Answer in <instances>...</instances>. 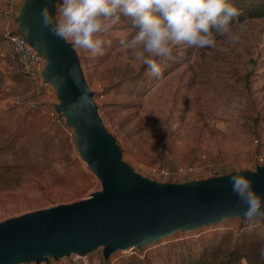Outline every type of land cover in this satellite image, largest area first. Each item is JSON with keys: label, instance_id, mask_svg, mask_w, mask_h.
Listing matches in <instances>:
<instances>
[{"label": "rangeland", "instance_id": "374dc122", "mask_svg": "<svg viewBox=\"0 0 264 264\" xmlns=\"http://www.w3.org/2000/svg\"><path fill=\"white\" fill-rule=\"evenodd\" d=\"M5 10L6 0H0V222L101 190L76 150L73 130L69 135L47 121L45 109L60 100L12 53L4 31L17 29L18 23L7 21ZM241 22L245 27L236 43L217 37L214 48L180 44L170 58L157 57L159 75L120 49L121 35L134 31L127 17L107 36L104 55L76 50L103 124L136 173L182 184L237 169L254 171L258 158L264 165V18ZM233 247L241 254L239 264H264V217L254 224L228 218L176 232L140 250H116L107 259L102 247L86 256L100 264H177L178 255L205 252L217 263ZM46 264H81V258L50 257Z\"/></svg>", "mask_w": 264, "mask_h": 264}, {"label": "water", "instance_id": "95a60500", "mask_svg": "<svg viewBox=\"0 0 264 264\" xmlns=\"http://www.w3.org/2000/svg\"><path fill=\"white\" fill-rule=\"evenodd\" d=\"M58 0H22L16 32L45 57L39 72L59 103L53 104L73 130L80 157L101 190L69 204L35 210L0 222V264L48 263L102 247L105 259L116 250L144 245L228 218H245L232 191L230 173L205 181L159 183L136 173L107 131L76 50L43 24L42 9L55 16ZM75 68L74 72L70 70ZM87 89L88 99H81ZM264 200V165L243 173Z\"/></svg>", "mask_w": 264, "mask_h": 264}, {"label": "clouds", "instance_id": "9594fccd", "mask_svg": "<svg viewBox=\"0 0 264 264\" xmlns=\"http://www.w3.org/2000/svg\"><path fill=\"white\" fill-rule=\"evenodd\" d=\"M41 15L53 35L93 57L104 55V45L110 44L106 38L121 17L130 18L134 31L121 35L119 47L146 65L152 75L160 73L156 58H170L176 45L214 48L217 37L236 43L245 27L235 20L240 12L230 0H60L55 16L46 7ZM74 71L73 67L70 72ZM81 99L90 102L87 89ZM245 171L237 169L231 176L232 191L245 206V218L254 224L264 217V200Z\"/></svg>", "mask_w": 264, "mask_h": 264}, {"label": "built area", "instance_id": "2783aa9c", "mask_svg": "<svg viewBox=\"0 0 264 264\" xmlns=\"http://www.w3.org/2000/svg\"><path fill=\"white\" fill-rule=\"evenodd\" d=\"M22 0H6L5 19L10 21L15 19L16 10L19 8ZM57 3V2H56ZM11 22V21H10ZM4 37L9 45L12 53L18 59L19 63L24 67L27 74L39 75L40 70L45 64V57L41 55L25 38L23 35L16 32V28H5ZM45 116L49 124L59 130L67 132L72 135V129L66 125L65 118L60 112L56 111L53 105L45 109ZM263 163L262 158H258L257 165ZM162 174H169L168 171L161 170ZM81 264H100L96 259L90 260L86 255L80 256ZM46 264V263H41Z\"/></svg>", "mask_w": 264, "mask_h": 264}, {"label": "trees", "instance_id": "16d2710c", "mask_svg": "<svg viewBox=\"0 0 264 264\" xmlns=\"http://www.w3.org/2000/svg\"><path fill=\"white\" fill-rule=\"evenodd\" d=\"M230 2L233 3L240 12V15L236 17L235 20H238L241 22V21L251 19V18H259V17L264 18V0H252L247 3H240L237 1L236 3L233 1H230ZM17 15H18V11L16 12V16ZM211 248H214V247L212 246ZM210 254H212V252ZM208 255H205V252L202 255H199L197 257L184 255V257L180 258V255H178L177 257L179 259V263L177 264H239L241 260V254L239 252V249L236 247H233L226 254V258L224 260H221L220 262H217V263H213L212 259L208 257Z\"/></svg>", "mask_w": 264, "mask_h": 264}, {"label": "crops", "instance_id": "0c3cea01", "mask_svg": "<svg viewBox=\"0 0 264 264\" xmlns=\"http://www.w3.org/2000/svg\"><path fill=\"white\" fill-rule=\"evenodd\" d=\"M40 81L42 82V80L40 79ZM53 104H55V103H53ZM33 263V262H32ZM26 264H30V263H26ZM35 264V263H34ZM41 264V263H40Z\"/></svg>", "mask_w": 264, "mask_h": 264}]
</instances>
